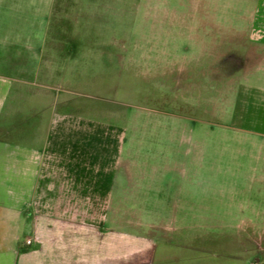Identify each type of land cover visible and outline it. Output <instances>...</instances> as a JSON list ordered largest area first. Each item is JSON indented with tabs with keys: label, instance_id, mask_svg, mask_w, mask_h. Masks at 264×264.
<instances>
[{
	"label": "crops",
	"instance_id": "crops-1",
	"mask_svg": "<svg viewBox=\"0 0 264 264\" xmlns=\"http://www.w3.org/2000/svg\"><path fill=\"white\" fill-rule=\"evenodd\" d=\"M88 2L0 0V264H264V68L230 114L248 106L254 125L181 151L182 120L170 134L84 92L129 60L107 51V21L142 13ZM161 220L180 223L146 227Z\"/></svg>",
	"mask_w": 264,
	"mask_h": 264
},
{
	"label": "rangeland",
	"instance_id": "rangeland-1",
	"mask_svg": "<svg viewBox=\"0 0 264 264\" xmlns=\"http://www.w3.org/2000/svg\"><path fill=\"white\" fill-rule=\"evenodd\" d=\"M94 1L98 0H87L86 7L98 8ZM104 1L105 8H139L142 13L123 11L115 21H107L112 26L106 31L107 51L127 52L129 60L110 62L124 66L119 76L84 89L85 93L103 97L108 110L121 103L122 110L136 111L139 120L164 118L170 122V134L178 129L172 123L178 118L185 124H180L181 136L208 137L206 150L216 144L207 133L236 132L234 127L254 125L242 116L245 108L253 110L248 106L239 105L230 114L245 73L264 68V0H120L119 6L116 0ZM257 12L260 29L253 25ZM262 112L259 129H264ZM155 132L166 130L160 126ZM195 144L189 136L181 141V151ZM143 223L138 221L139 229L145 228ZM179 223L161 220L146 227L165 234Z\"/></svg>",
	"mask_w": 264,
	"mask_h": 264
},
{
	"label": "built area",
	"instance_id": "built-area-1",
	"mask_svg": "<svg viewBox=\"0 0 264 264\" xmlns=\"http://www.w3.org/2000/svg\"><path fill=\"white\" fill-rule=\"evenodd\" d=\"M31 241L30 240H28V243H30Z\"/></svg>",
	"mask_w": 264,
	"mask_h": 264
}]
</instances>
